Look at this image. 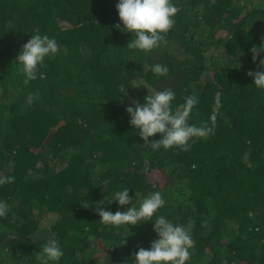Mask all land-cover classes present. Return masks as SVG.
Here are the masks:
<instances>
[{"label": "trees", "instance_id": "obj_1", "mask_svg": "<svg viewBox=\"0 0 264 264\" xmlns=\"http://www.w3.org/2000/svg\"><path fill=\"white\" fill-rule=\"evenodd\" d=\"M173 2L166 42L145 52L127 46L118 0H0V176L15 177L0 185V264H39L49 238L60 264H131L157 238L152 222L107 225L94 210L130 207L110 204L122 187L133 202L161 191L158 214L192 222L186 264H264V88L248 75L262 70L249 50L264 40V0ZM35 32L60 50L25 85L15 58ZM166 88L173 110L195 93L189 122L212 128L187 151L153 150L129 123L132 101Z\"/></svg>", "mask_w": 264, "mask_h": 264}, {"label": "clouds", "instance_id": "obj_2", "mask_svg": "<svg viewBox=\"0 0 264 264\" xmlns=\"http://www.w3.org/2000/svg\"><path fill=\"white\" fill-rule=\"evenodd\" d=\"M116 9L120 21L124 25L122 31L133 33V39L127 46L133 50L151 51L161 46L165 41V34L175 24L178 12L173 0H118ZM120 28V25H116ZM60 46L55 37L35 32L21 47L15 61L23 73V83L28 85L42 73L46 57L57 54ZM253 61L260 57V71L249 70L248 75L254 78V85L264 88V40L259 45H253L249 50ZM153 74L163 76L169 68L161 63L151 65ZM176 93L172 88L156 90L148 94L142 103L132 101L126 107L129 114V123L139 130V135L149 143L153 150L163 147L165 150L173 146L181 147L187 151L193 137H206L212 128L207 122L200 125L190 123L189 118L193 108L199 102L198 96L193 93L185 96L183 103L173 110L172 103ZM215 120V114L210 117ZM159 133V138L150 140ZM15 177L0 176V185L10 184ZM130 195V187H122L112 193L111 203L127 206L124 210L117 208L115 212L106 210L99 204L94 207L100 221L113 226H135L141 221L152 222L156 239L151 241L148 248L140 247L132 256L131 264H186L189 260L194 241L192 237V222L187 224L174 222L163 214H158L159 209L165 206L166 200L161 191H153L137 202L138 194ZM104 203V202H103ZM10 205L0 199V217L9 213ZM125 243V240H123ZM64 251L60 241L49 238L36 255L39 264H60ZM125 264H128L126 261Z\"/></svg>", "mask_w": 264, "mask_h": 264}, {"label": "rangeland", "instance_id": "obj_3", "mask_svg": "<svg viewBox=\"0 0 264 264\" xmlns=\"http://www.w3.org/2000/svg\"><path fill=\"white\" fill-rule=\"evenodd\" d=\"M148 178H149V180H151V181H153V182L156 181V179H155V177H154V174H152V173L148 175ZM157 179H158V178H157ZM47 222H48V221H46V223H47ZM46 223H45V224H46ZM99 256H100V254H99Z\"/></svg>", "mask_w": 264, "mask_h": 264}]
</instances>
